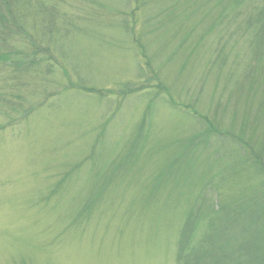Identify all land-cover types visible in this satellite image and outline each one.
Listing matches in <instances>:
<instances>
[{
	"label": "rangeland",
	"instance_id": "obj_1",
	"mask_svg": "<svg viewBox=\"0 0 264 264\" xmlns=\"http://www.w3.org/2000/svg\"><path fill=\"white\" fill-rule=\"evenodd\" d=\"M25 1L0 38V264H210L236 232L218 197L264 180V0Z\"/></svg>",
	"mask_w": 264,
	"mask_h": 264
},
{
	"label": "trees",
	"instance_id": "obj_2",
	"mask_svg": "<svg viewBox=\"0 0 264 264\" xmlns=\"http://www.w3.org/2000/svg\"><path fill=\"white\" fill-rule=\"evenodd\" d=\"M254 1L256 0H251V2ZM238 8L239 6L235 7L234 14H236V10ZM26 10L27 7L25 0H0V38L1 36L9 37L12 34H16V31L13 30V27L19 29V31L22 32V30L20 29L21 25L19 24V16H21L23 11L25 13ZM17 11L19 12V16L17 14ZM253 12L258 13L259 18H262L264 16V7H257ZM221 14L226 15L228 14V11L224 10L223 12H221ZM241 15H242L241 13H237L236 17L240 18ZM249 20H251V16ZM250 24L252 25V21L250 22ZM251 25L248 26L249 29ZM252 48L255 49L256 47L252 46ZM17 65L21 66L27 64L21 61L17 63L16 66ZM171 102H173V100ZM34 110L35 109H31L30 112L32 113V111ZM195 118H198V116H195ZM210 129L214 131L215 127L212 126ZM216 133L218 134V136L221 137L220 135L221 133L219 131ZM224 147H226V145H224ZM203 150L205 151V156H206V153H208L209 149L204 148ZM209 157L210 155L208 154L205 157V159H207L208 161ZM255 166H257V169L254 171H257V175H261L260 178L259 176L258 178L260 180H263L264 163L262 161L260 163L255 162ZM118 169L119 166H116L114 168V170H118ZM217 170L219 171V168ZM97 176L103 179L110 178V176L107 177L102 173L98 174ZM218 176L224 178V176H222V171H219ZM250 179L251 176L248 175L246 186L243 188L242 192L238 194V196L232 199V201L220 200L221 198L219 199L218 197L217 201H220V203L232 202V204L228 208L229 210L228 215H230V221H226L227 222L226 227L228 229L229 227H233L234 231L236 232L234 233L235 238L232 241L226 240L222 242L218 246V249L216 251H215V247L217 245L214 246L212 245L213 248L212 251L210 252V257H209L211 259L210 264H264V180L261 183H258L257 185L252 187V183ZM104 183L105 182H100L97 184V186L101 189V186ZM97 186H95L91 197L87 199L88 206L91 208L92 206L90 204L92 202L93 196L95 195ZM108 186L109 185H107L102 192H106L108 190ZM96 201L97 200H95L94 203ZM101 201H102L101 198H99L94 206L97 207L101 203ZM81 208H88V207L84 203L81 206ZM220 210H222L221 212H223L221 214L227 215L224 213L223 209L220 208ZM90 212H92L91 209L88 210V213L86 214L89 215ZM212 212L217 213V211L215 210V204L207 203V202L203 203L201 205L200 216L198 217L199 220H202L204 218L206 219L207 217L211 216ZM236 213L240 215H244V219H242L238 215L233 216ZM191 214L193 215V213ZM196 226L198 225H193V227ZM225 235L226 233L224 231L222 236ZM232 242H235L236 244H233ZM179 260L181 259H178V261ZM194 262H195L194 259H190V260H186L185 264H194ZM196 264H199V262L197 261Z\"/></svg>",
	"mask_w": 264,
	"mask_h": 264
}]
</instances>
